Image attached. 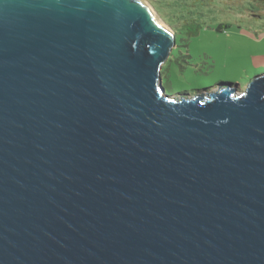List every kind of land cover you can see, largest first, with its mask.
Instances as JSON below:
<instances>
[{
	"label": "water",
	"instance_id": "obj_1",
	"mask_svg": "<svg viewBox=\"0 0 264 264\" xmlns=\"http://www.w3.org/2000/svg\"><path fill=\"white\" fill-rule=\"evenodd\" d=\"M156 16L0 0V264H264V73L167 94Z\"/></svg>",
	"mask_w": 264,
	"mask_h": 264
},
{
	"label": "rangeland",
	"instance_id": "obj_2",
	"mask_svg": "<svg viewBox=\"0 0 264 264\" xmlns=\"http://www.w3.org/2000/svg\"><path fill=\"white\" fill-rule=\"evenodd\" d=\"M176 36L177 46L164 61L173 74V86L164 82L166 93H184L187 97L206 96L228 84H218L198 91L191 90L188 79L221 78L231 74L242 77L244 67L253 75L264 73V15L257 13L259 4L252 0H146ZM263 4V3H262ZM227 24L223 30L218 27ZM197 31L185 46L188 32ZM184 39V40H182ZM181 45L183 47H181ZM180 51V52H179ZM189 52L190 56L184 53ZM231 70L237 74L230 73ZM224 81V79H222ZM232 82V81H230ZM232 84L237 93L248 82Z\"/></svg>",
	"mask_w": 264,
	"mask_h": 264
},
{
	"label": "trees",
	"instance_id": "obj_3",
	"mask_svg": "<svg viewBox=\"0 0 264 264\" xmlns=\"http://www.w3.org/2000/svg\"><path fill=\"white\" fill-rule=\"evenodd\" d=\"M252 1L255 2L256 4H259V8H258V12L257 13H260V14L264 15V0H252ZM225 26H228V25L227 24H225V25L221 24L218 27V30H223ZM196 34H197V31H195V30H191V31L188 32L187 39L185 40V42H186L185 46H187V47L189 46L191 38L194 35H196ZM182 40H184V39H182ZM176 46H177V40H176ZM181 47H183V46L181 45ZM173 49H172V51H173ZM171 54H172V52H171ZM184 54L186 56H190L189 52H185ZM166 70L168 71V67L164 68V72L161 70L162 78H163L164 82L166 81V83L170 86V88L174 87L173 86V82H174L173 74H172V72L168 73ZM230 73L237 74V72H235L234 70H231ZM241 74L243 75L242 77H238L236 75L228 74V75H225V76H223V77H221L219 79H217V78L215 79L213 77H209L207 79H199V77H197V78H194V80H193V79L190 78V79H188V83L191 86V90L198 91V90H201V89H204V88H210V87H213L215 85H218L219 82H223V83L226 82V84H229V83H231L230 81L238 82V81L243 80L244 82L247 83V82H249V80H251L253 78V75L245 67L243 69V72H241ZM222 79H224V81ZM164 87H165V90H166V86L165 85H164ZM181 91L184 92V93L189 92L187 90H181Z\"/></svg>",
	"mask_w": 264,
	"mask_h": 264
},
{
	"label": "bare ground",
	"instance_id": "obj_4",
	"mask_svg": "<svg viewBox=\"0 0 264 264\" xmlns=\"http://www.w3.org/2000/svg\"><path fill=\"white\" fill-rule=\"evenodd\" d=\"M141 2H143V4H145L147 7H148V9L150 10V12L151 13H153V15H157L156 17H157V19L159 20V22H161V24H163L165 27H167L169 30H170V28H169V26L167 25V24H165L161 19H160V17L158 16V14L156 13V11L151 7V5L149 4V3H147L146 2V0H140Z\"/></svg>",
	"mask_w": 264,
	"mask_h": 264
}]
</instances>
